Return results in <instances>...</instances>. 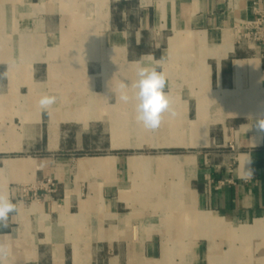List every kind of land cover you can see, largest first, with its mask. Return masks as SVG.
Here are the masks:
<instances>
[{"label": "crops", "instance_id": "crops-1", "mask_svg": "<svg viewBox=\"0 0 264 264\" xmlns=\"http://www.w3.org/2000/svg\"><path fill=\"white\" fill-rule=\"evenodd\" d=\"M258 9L0 0V192L18 207L5 264H264V64L239 42ZM137 61H161L177 113L156 131L116 100L121 80L134 97Z\"/></svg>", "mask_w": 264, "mask_h": 264}, {"label": "clouds", "instance_id": "clouds-1", "mask_svg": "<svg viewBox=\"0 0 264 264\" xmlns=\"http://www.w3.org/2000/svg\"><path fill=\"white\" fill-rule=\"evenodd\" d=\"M136 63V81L131 87L135 88L134 97H130L127 89L130 86L124 80L119 84V94L116 97L118 102L128 103L131 99L135 100V120L148 131L158 130L164 120V113L168 112L172 117L177 115L171 107V100L167 91L168 80L163 70L161 61L154 64H143L140 61ZM6 76V73L0 74V79ZM55 95H43L38 105L42 112H48L56 103ZM258 132L264 133V114L253 121ZM253 126V125H251ZM250 126V127H251ZM252 157L247 155L241 161L243 168V179H251L254 170L251 167ZM18 212V207L13 202L11 196L0 192V231L10 227L11 218ZM11 254V248L5 243H0V264H5V260Z\"/></svg>", "mask_w": 264, "mask_h": 264}, {"label": "built area", "instance_id": "built-area-1", "mask_svg": "<svg viewBox=\"0 0 264 264\" xmlns=\"http://www.w3.org/2000/svg\"><path fill=\"white\" fill-rule=\"evenodd\" d=\"M239 42L256 48L263 58L264 64V9H258L252 20L244 23ZM53 186L51 180L47 184Z\"/></svg>", "mask_w": 264, "mask_h": 264}]
</instances>
